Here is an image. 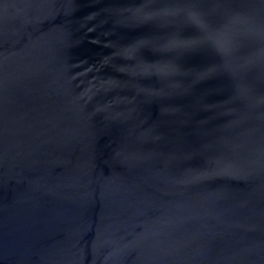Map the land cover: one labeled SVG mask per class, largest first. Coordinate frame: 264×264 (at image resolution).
<instances>
[{
  "label": "water",
  "instance_id": "water-1",
  "mask_svg": "<svg viewBox=\"0 0 264 264\" xmlns=\"http://www.w3.org/2000/svg\"><path fill=\"white\" fill-rule=\"evenodd\" d=\"M0 264H264V0H0Z\"/></svg>",
  "mask_w": 264,
  "mask_h": 264
}]
</instances>
